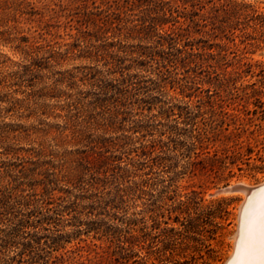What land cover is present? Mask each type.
I'll list each match as a JSON object with an SVG mask.
<instances>
[{
	"label": "rangeland",
	"instance_id": "obj_1",
	"mask_svg": "<svg viewBox=\"0 0 264 264\" xmlns=\"http://www.w3.org/2000/svg\"><path fill=\"white\" fill-rule=\"evenodd\" d=\"M262 180L264 0H0V264H223Z\"/></svg>",
	"mask_w": 264,
	"mask_h": 264
},
{
	"label": "snow or ice",
	"instance_id": "obj_2",
	"mask_svg": "<svg viewBox=\"0 0 264 264\" xmlns=\"http://www.w3.org/2000/svg\"><path fill=\"white\" fill-rule=\"evenodd\" d=\"M252 206L253 201L244 206L245 227L233 255L241 264H264V190L255 214Z\"/></svg>",
	"mask_w": 264,
	"mask_h": 264
},
{
	"label": "bare ground",
	"instance_id": "obj_3",
	"mask_svg": "<svg viewBox=\"0 0 264 264\" xmlns=\"http://www.w3.org/2000/svg\"><path fill=\"white\" fill-rule=\"evenodd\" d=\"M263 183H264V180H262L256 185L255 184L254 185L243 184V186L246 187L247 190L245 192L239 191V193H241L242 200L240 201L239 206H238L237 222H236V227H235L236 233L234 232L231 238L232 248L228 254V257H227L228 262L226 264H241V261H238L233 255V253H234V249L238 245L241 232L245 227L244 206L247 204L248 201H253L252 213L255 214L258 211L257 205L261 199L262 190H264V185H262ZM230 188L231 187L227 189H230Z\"/></svg>",
	"mask_w": 264,
	"mask_h": 264
},
{
	"label": "water",
	"instance_id": "obj_4",
	"mask_svg": "<svg viewBox=\"0 0 264 264\" xmlns=\"http://www.w3.org/2000/svg\"><path fill=\"white\" fill-rule=\"evenodd\" d=\"M262 185H264V183L262 184ZM247 190V188L246 187H244L243 185H236V186H233V187H231L230 189H223V190H221V191H218L217 193H227V192H234V191H240V192H245ZM236 233V232H235ZM228 262V259L226 260V261H224V263L223 264H226Z\"/></svg>",
	"mask_w": 264,
	"mask_h": 264
}]
</instances>
